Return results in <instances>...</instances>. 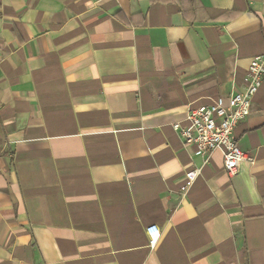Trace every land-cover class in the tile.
<instances>
[{"label":"crops","instance_id":"obj_1","mask_svg":"<svg viewBox=\"0 0 264 264\" xmlns=\"http://www.w3.org/2000/svg\"><path fill=\"white\" fill-rule=\"evenodd\" d=\"M258 54L264 0H0V264H264V74L235 175L173 127Z\"/></svg>","mask_w":264,"mask_h":264},{"label":"built area","instance_id":"obj_2","mask_svg":"<svg viewBox=\"0 0 264 264\" xmlns=\"http://www.w3.org/2000/svg\"><path fill=\"white\" fill-rule=\"evenodd\" d=\"M263 74L264 54H258L249 61L245 83L230 94L226 104L221 99H216L210 104L189 107L185 125L177 122L173 124L184 144L195 146L198 154L208 156L212 151L220 150L224 169L229 176L238 172L242 162L252 161V157L239 148L233 130L237 122L250 114L252 99L261 84ZM199 171L195 167L185 172L180 186L181 194L186 193ZM145 232L148 246L154 248L161 235L159 227L149 225Z\"/></svg>","mask_w":264,"mask_h":264}]
</instances>
